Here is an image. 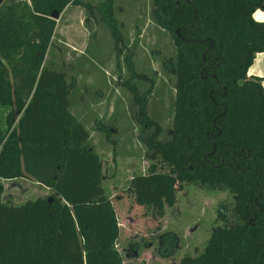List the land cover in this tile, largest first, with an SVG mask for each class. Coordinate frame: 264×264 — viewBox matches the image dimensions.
<instances>
[{"label":"trees","instance_id":"obj_1","mask_svg":"<svg viewBox=\"0 0 264 264\" xmlns=\"http://www.w3.org/2000/svg\"><path fill=\"white\" fill-rule=\"evenodd\" d=\"M152 1L150 14L174 46L162 59L173 77L170 137L156 138L159 126L145 106L150 86L139 93L127 83L137 121L153 124L144 142L163 167L151 163L132 174L127 190L154 217L173 205L183 183L232 192L202 250L177 264H264V90L261 76L246 74L264 51V20L252 17L264 0ZM75 2L93 13L81 0L0 2V195L3 179L14 177L49 190L19 203L0 200V264H122L101 160L69 110L66 72L44 64L54 27L49 14ZM96 4L118 53L112 0ZM122 58L134 71L130 56ZM173 241L167 232L160 245Z\"/></svg>","mask_w":264,"mask_h":264},{"label":"rangeland","instance_id":"obj_2","mask_svg":"<svg viewBox=\"0 0 264 264\" xmlns=\"http://www.w3.org/2000/svg\"><path fill=\"white\" fill-rule=\"evenodd\" d=\"M92 5V14L80 3H67L54 18L44 64L63 69L70 81L69 110L88 129L87 143L101 160L102 186L112 201L119 224L115 246L122 264H177L184 254H198L220 224L217 209L227 207L232 192L183 183L172 206L160 217L134 202L127 190L129 177L145 172L149 164L163 169L159 154L146 145L152 129L137 121L138 105L127 87L139 93L150 86L145 106L157 122L159 140L170 137L173 77L162 64L174 55L169 32L153 20L152 0H112L113 15L121 31L118 53L114 39L100 16V0H81ZM97 5V6H96ZM51 17V16H50ZM130 56L128 70L123 55ZM137 72L151 78L149 81ZM4 109L0 108V124ZM105 128H109L107 136ZM161 165V166H160ZM49 190L23 177L3 179L0 200L19 203L28 198L48 196ZM171 232L169 247L162 235Z\"/></svg>","mask_w":264,"mask_h":264},{"label":"crops","instance_id":"obj_3","mask_svg":"<svg viewBox=\"0 0 264 264\" xmlns=\"http://www.w3.org/2000/svg\"><path fill=\"white\" fill-rule=\"evenodd\" d=\"M252 17L256 20H264V9H254L252 12ZM246 74H255L261 76V86L264 90V51L255 53L252 62L247 67Z\"/></svg>","mask_w":264,"mask_h":264},{"label":"water","instance_id":"obj_4","mask_svg":"<svg viewBox=\"0 0 264 264\" xmlns=\"http://www.w3.org/2000/svg\"><path fill=\"white\" fill-rule=\"evenodd\" d=\"M1 1V0H0ZM51 17H56L57 11L56 10H51L50 14ZM177 31V30H176Z\"/></svg>","mask_w":264,"mask_h":264},{"label":"flooded vegetation","instance_id":"obj_5","mask_svg":"<svg viewBox=\"0 0 264 264\" xmlns=\"http://www.w3.org/2000/svg\"><path fill=\"white\" fill-rule=\"evenodd\" d=\"M1 1H2V0H1ZM1 1H0V2H1Z\"/></svg>","mask_w":264,"mask_h":264}]
</instances>
